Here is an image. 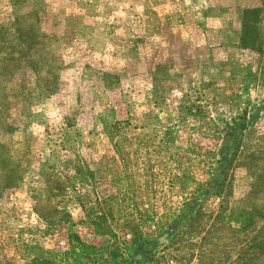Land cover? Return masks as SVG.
<instances>
[{"label":"rangeland","instance_id":"1","mask_svg":"<svg viewBox=\"0 0 264 264\" xmlns=\"http://www.w3.org/2000/svg\"><path fill=\"white\" fill-rule=\"evenodd\" d=\"M0 264H264V0H0Z\"/></svg>","mask_w":264,"mask_h":264}]
</instances>
